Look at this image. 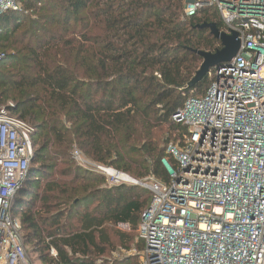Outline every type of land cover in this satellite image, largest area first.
I'll use <instances>...</instances> for the list:
<instances>
[{"label": "trees", "instance_id": "trees-1", "mask_svg": "<svg viewBox=\"0 0 264 264\" xmlns=\"http://www.w3.org/2000/svg\"><path fill=\"white\" fill-rule=\"evenodd\" d=\"M183 10L184 0H22L0 16V108L16 102L11 114L34 128V160L12 215L41 264L139 263L115 254L122 238L140 251L143 242L110 227L137 231L151 193L109 186L70 153L76 146L136 180L168 179L166 148L187 133L173 117L215 72L187 89L202 65L194 52L222 49L199 28L223 29L216 10L190 19Z\"/></svg>", "mask_w": 264, "mask_h": 264}, {"label": "built area", "instance_id": "built-area-1", "mask_svg": "<svg viewBox=\"0 0 264 264\" xmlns=\"http://www.w3.org/2000/svg\"><path fill=\"white\" fill-rule=\"evenodd\" d=\"M21 2L0 0V16ZM206 10L219 13L221 32L237 33L241 49L173 117L187 133L166 148L168 179L136 180L71 151L78 167L109 186L151 193L138 227V264H264V0H184L186 19ZM12 108H0V264H34L12 215L34 160V128Z\"/></svg>", "mask_w": 264, "mask_h": 264}, {"label": "water", "instance_id": "water-1", "mask_svg": "<svg viewBox=\"0 0 264 264\" xmlns=\"http://www.w3.org/2000/svg\"><path fill=\"white\" fill-rule=\"evenodd\" d=\"M200 29L210 30L211 34L220 41L222 49L215 53L205 51H195L194 53L202 59V65L195 77L188 84L187 89L193 90L199 83H201L210 73L215 69L218 73L222 69L230 68L233 65V60L237 57L241 42L238 39L237 33L227 35L218 28L216 24L205 23L199 26Z\"/></svg>", "mask_w": 264, "mask_h": 264}, {"label": "rangeland", "instance_id": "rangeland-1", "mask_svg": "<svg viewBox=\"0 0 264 264\" xmlns=\"http://www.w3.org/2000/svg\"><path fill=\"white\" fill-rule=\"evenodd\" d=\"M193 95H195V94H193ZM9 103L16 105V102H14V101H10ZM166 132H167V129H164L160 135L165 137ZM174 141H176V140H172L171 142H174ZM74 147H76V146H74ZM107 184H108V182H107ZM110 230L112 231V234H115V233H118V234L119 233L120 234H122V233L134 234L136 236V242L140 241L138 230L134 232L131 230V228L129 226L125 228V227L119 225L117 227H110ZM124 242H126V240L122 238L121 239L122 244L118 246L117 252L115 254L116 258H123V257H128V256H138L139 255L140 250L136 247L135 243L125 244ZM126 246L127 247L130 246V251H128V248ZM28 254H29V257L34 262V264H41L39 261H37L36 257L30 252V250H28Z\"/></svg>", "mask_w": 264, "mask_h": 264}, {"label": "bare ground", "instance_id": "bare-ground-1", "mask_svg": "<svg viewBox=\"0 0 264 264\" xmlns=\"http://www.w3.org/2000/svg\"><path fill=\"white\" fill-rule=\"evenodd\" d=\"M110 171V174L112 175H117L116 172L114 170H109Z\"/></svg>", "mask_w": 264, "mask_h": 264}]
</instances>
